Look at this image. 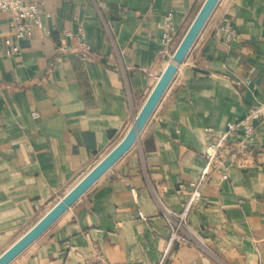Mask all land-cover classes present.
<instances>
[{
    "label": "crops",
    "instance_id": "obj_1",
    "mask_svg": "<svg viewBox=\"0 0 264 264\" xmlns=\"http://www.w3.org/2000/svg\"><path fill=\"white\" fill-rule=\"evenodd\" d=\"M22 1L42 5L49 34L35 30L18 54L0 59L5 250L123 139L202 0H99L115 43L89 0ZM169 12L172 46L164 42ZM225 16L237 29L230 43L219 32ZM7 23L0 16V54ZM80 29L92 48L86 62L76 52ZM261 104L264 0H220L134 147L11 264H159L169 231L152 190L181 210L209 139ZM238 134L190 216L210 252L175 246L165 264H264V122L251 139Z\"/></svg>",
    "mask_w": 264,
    "mask_h": 264
},
{
    "label": "built area",
    "instance_id": "obj_2",
    "mask_svg": "<svg viewBox=\"0 0 264 264\" xmlns=\"http://www.w3.org/2000/svg\"><path fill=\"white\" fill-rule=\"evenodd\" d=\"M89 1L94 7L102 26L108 32L109 38L115 43V40L109 33V22L102 13L99 0ZM3 15L8 17L7 26L11 32V36L5 38L2 42L3 54H0V59L3 56L9 57L18 54L20 52L21 41L32 39L35 30H42L46 34H49L44 25V19L45 17H49V15L45 14L41 4L25 3L22 0H0V16ZM173 19L174 15L172 12H169L165 16L164 42L168 46H172L175 43L176 31ZM219 32L224 36L225 43H230L237 37V29L233 20L228 16L222 18ZM1 35L2 33L0 31V37ZM69 37H72V34H69ZM78 39L76 52L81 60L86 62L91 58L92 48L86 41V35L83 29L79 31ZM58 50L61 53L71 52L67 45H61ZM258 121L264 122V104L251 109L243 119L228 123L217 135L209 139L206 147V166L202 170L201 178L197 182L189 184L190 195L181 210H176L166 204L158 194L152 190L153 200L158 208L159 217L169 231L167 249L159 264H165L168 253L175 246H187L210 252L208 244L193 228L190 222L192 210L195 205L202 200L203 185L209 174L212 173V171H223L226 167L225 161L223 160L224 152L230 148L232 138L240 133L238 135H240L242 139H251L256 131V123ZM206 132L210 134L213 130L208 128ZM132 192L135 202L138 203L136 190ZM138 215L142 220L147 219L141 210H138Z\"/></svg>",
    "mask_w": 264,
    "mask_h": 264
},
{
    "label": "water",
    "instance_id": "obj_3",
    "mask_svg": "<svg viewBox=\"0 0 264 264\" xmlns=\"http://www.w3.org/2000/svg\"><path fill=\"white\" fill-rule=\"evenodd\" d=\"M219 2L220 0L204 1L173 55L166 57L167 66L123 139L30 230L0 255V264H11L15 261L134 147Z\"/></svg>",
    "mask_w": 264,
    "mask_h": 264
},
{
    "label": "rangeland",
    "instance_id": "obj_4",
    "mask_svg": "<svg viewBox=\"0 0 264 264\" xmlns=\"http://www.w3.org/2000/svg\"><path fill=\"white\" fill-rule=\"evenodd\" d=\"M204 1H205V0H202V1H201V3L199 4V6H197V8H196L195 11L193 12L192 16L190 17L189 23H188V25H187V30H188L189 26L191 25L192 21L194 20L196 14H197L198 11L200 10L201 6L203 5ZM172 55H173V53H170V54H169V56H172ZM139 111H140V110H139ZM139 111H137V112L135 113V115H134V119H135V117L137 116V114H138ZM134 119H133V121H134ZM132 123H133V122H132ZM132 123H131V125H132ZM4 251H5V247L2 248V249H0V255H1Z\"/></svg>",
    "mask_w": 264,
    "mask_h": 264
}]
</instances>
